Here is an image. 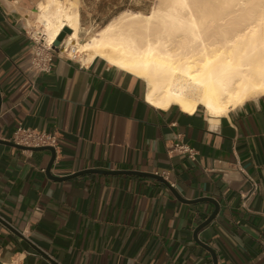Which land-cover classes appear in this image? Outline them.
<instances>
[{"label":"crops","instance_id":"0c3cea01","mask_svg":"<svg viewBox=\"0 0 264 264\" xmlns=\"http://www.w3.org/2000/svg\"><path fill=\"white\" fill-rule=\"evenodd\" d=\"M42 1L0 0V140L19 126L55 134L53 177L134 171L160 176L185 201L211 198L219 210L198 241L217 264H264V96L228 113L229 136L201 107L149 104L143 79L101 58L83 64L54 52L48 70L32 73L25 30ZM68 1L79 35L125 12L147 15L157 2ZM174 144L191 156L168 153ZM49 160L0 143V220L19 233L0 222V264H213L193 238L209 202L179 201L140 175L53 180Z\"/></svg>","mask_w":264,"mask_h":264},{"label":"bare ground","instance_id":"6f19581e","mask_svg":"<svg viewBox=\"0 0 264 264\" xmlns=\"http://www.w3.org/2000/svg\"><path fill=\"white\" fill-rule=\"evenodd\" d=\"M32 14L39 26L27 24L43 27L49 44L69 29L70 56L143 79L155 107H201L211 127L264 96V0H157L147 15L122 13L87 39L68 0H43Z\"/></svg>","mask_w":264,"mask_h":264},{"label":"built area","instance_id":"2783aa9c","mask_svg":"<svg viewBox=\"0 0 264 264\" xmlns=\"http://www.w3.org/2000/svg\"><path fill=\"white\" fill-rule=\"evenodd\" d=\"M25 35L32 42L30 55V69L32 73L48 70L52 65L54 52H58L59 55H65L68 59L74 57L69 55V51L65 47L64 39L66 35L57 46H54V43L49 44L46 41V35L41 26L37 29L30 27L25 30ZM9 141L26 148L52 147L56 149L57 147V136L55 134L43 133L21 126L15 129ZM172 152L188 153L191 156V150L183 144H174L168 153ZM248 196L249 194H245L243 197L246 199Z\"/></svg>","mask_w":264,"mask_h":264},{"label":"water","instance_id":"95a60500","mask_svg":"<svg viewBox=\"0 0 264 264\" xmlns=\"http://www.w3.org/2000/svg\"><path fill=\"white\" fill-rule=\"evenodd\" d=\"M70 32L69 29H64L60 34L59 36L57 37L56 41L54 42V46H57L59 44V42L65 37L66 34H68ZM220 126H221V132L223 134H227L229 136H231L232 134L230 133L229 131V127H228V122H227V119L226 118H221L220 119ZM0 143L1 144H5V145H8V146H12V147H15L17 149H22V150H30V151H47L49 152L50 154V160L48 162V165H47V168H46V174L49 178L53 179V180H58V181H61V180H67V179H72V178H75V177H78L80 175H83L85 173H103V174H110V175H140V176H146V177H151V178H155L159 181H161L163 184H165L169 189L170 191L172 192V194L179 200V201H182V202H186V203H198V202H209L210 204L213 205L214 207V210L213 212L210 214V216L202 223H200L196 228H195V231L193 232V238L194 240L199 244L201 245L204 249L207 250V252H209V254L211 255V258H212V262L213 264H217V258H216V255H215V252L207 247L206 245L202 244L200 241H198L197 239V235L198 233L203 229L205 228L207 225H209L215 215L217 214L218 210H219V206L218 204L211 198H201V199H197V200H194V201H185L183 199H181L179 197V195L177 194L176 191H174L168 182H166L165 180H163V178H161L160 176L158 175H155V174H148V173H141V172H134V171H102V170H84V171H81V172H77L75 174H72V175H69V176H66V177H63V178H58V177H53L51 176L50 174V169L52 167V164H53V161H54V158H55V150L52 148V147H39V148H26V147H23V146H19V145H16L12 142H7V141H1L0 140ZM1 222V220H0ZM8 230H10L11 232L19 235L18 232H16V230H14L11 226H9L8 224L4 223V222H1ZM39 252V251H38ZM40 253V252H39ZM42 256H44L42 253H40ZM53 263V262H51ZM54 264V263H53Z\"/></svg>","mask_w":264,"mask_h":264},{"label":"rangeland","instance_id":"374dc122","mask_svg":"<svg viewBox=\"0 0 264 264\" xmlns=\"http://www.w3.org/2000/svg\"><path fill=\"white\" fill-rule=\"evenodd\" d=\"M157 3V2H156ZM153 5V7L155 6V4ZM32 21H31V26L35 25L36 27L39 26V24H36L35 20H34V16L32 15ZM101 27H96V28H92V29H84V30H81V33H80V38L82 39H87L89 35H92L94 34L96 31H98Z\"/></svg>","mask_w":264,"mask_h":264}]
</instances>
